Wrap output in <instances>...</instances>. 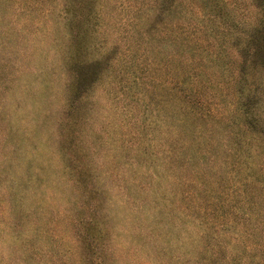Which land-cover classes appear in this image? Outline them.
<instances>
[{
  "label": "rangeland",
  "instance_id": "rangeland-1",
  "mask_svg": "<svg viewBox=\"0 0 264 264\" xmlns=\"http://www.w3.org/2000/svg\"><path fill=\"white\" fill-rule=\"evenodd\" d=\"M0 264H264V0H0Z\"/></svg>",
  "mask_w": 264,
  "mask_h": 264
}]
</instances>
